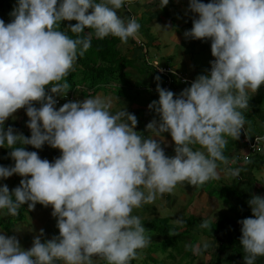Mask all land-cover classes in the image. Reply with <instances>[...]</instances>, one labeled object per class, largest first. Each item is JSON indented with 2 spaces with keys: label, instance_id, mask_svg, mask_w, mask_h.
Masks as SVG:
<instances>
[{
  "label": "clouds",
  "instance_id": "clouds-1",
  "mask_svg": "<svg viewBox=\"0 0 264 264\" xmlns=\"http://www.w3.org/2000/svg\"><path fill=\"white\" fill-rule=\"evenodd\" d=\"M134 3L16 0L3 13L10 22L0 19V147L10 149L14 166H0V179L14 174L22 179L11 191L0 185V210L16 216L25 204L29 210L36 204L51 206L59 234L42 242L41 229L25 250L15 235L0 233V264H131L152 240L134 209L173 193L178 184L218 180L220 165L226 174L239 176V168L228 167L224 151L226 137L236 141L244 129L249 93L264 85V0H189V11L198 18L184 35L210 40L214 60L210 71L194 81L169 66L188 79L175 83L191 85L176 95L157 84L159 99L148 108L159 120L146 125L147 136L135 130L138 120L125 107L112 113L110 98L69 101L56 109L54 97L66 96V78L75 71L78 56L91 47L92 32L81 34L91 29L98 39L113 36L126 44L141 25L130 13L125 22L118 10L129 12ZM168 3L160 0L159 8ZM64 21L76 22L66 27L75 39L58 30ZM19 109L28 117L30 137L5 128ZM164 133L174 143L172 157L161 146ZM45 144L60 151L53 162L24 147L41 149ZM244 144L257 153L264 138L255 152ZM247 203L252 215L238 222L239 243L244 264H256L264 257V197L253 195ZM174 223L185 226L180 218ZM177 234L173 230L170 236ZM213 239L219 247L220 241ZM208 247L204 242L195 251Z\"/></svg>",
  "mask_w": 264,
  "mask_h": 264
},
{
  "label": "crops",
  "instance_id": "crops-1",
  "mask_svg": "<svg viewBox=\"0 0 264 264\" xmlns=\"http://www.w3.org/2000/svg\"><path fill=\"white\" fill-rule=\"evenodd\" d=\"M97 2H100V0H97ZM159 3L160 0H135V3L128 7L129 12H125L123 8L118 10V14L124 19L127 18L126 13L135 16V19L141 25L139 32L146 31V39L137 35L135 38L130 37L126 44L117 41L114 46L115 53L118 55L116 58L112 55L108 56L99 43H92L96 40L111 41L112 36L98 39L91 29H88L87 32L81 34V36H86L89 32H92V47L90 48L93 49L92 54L96 59V63L106 70L104 73L105 80L102 85L100 84V81H93L92 84L84 75L85 73L83 72L82 67L77 64L79 63L77 60L75 71L71 72L74 74V83L69 84V81H71L68 79L69 76L66 78L67 83L70 86L69 91L64 97H54L57 101L55 106L60 107L69 101H82L83 99L96 96L105 99L110 98L113 102L111 108L112 113L114 114L125 107L126 111L134 114L138 120L135 130L142 133L144 136H147L149 133L145 131L146 125L153 120H159L158 115L154 111L149 110L148 105L152 101L159 99L158 92L156 91L157 84L162 88H164V84L163 78L160 74L156 73L154 67L149 69L146 68L144 59L148 58L152 64L156 63L158 66L166 65L177 71L185 72L188 77L194 81L197 76L207 74L209 70H204L203 68L199 70V65H195L196 62L195 64L193 63L194 65H191L193 57L192 53H194L195 49H199L205 53L206 50L209 49V54H211V43H201L199 40L189 38V43L187 44L185 41V45H191V50L186 48L182 49V59L176 60L177 57L174 56L173 50H179L180 46L178 44L182 45L184 41L179 40L175 36L174 32L176 31H174L173 23H178V28L175 27V29H185L188 31L192 27V20L198 17L195 16L192 18V15L189 14L184 22H182L181 19L179 20L181 23L176 20L178 14L181 13L178 9H182V13H188L189 0H182V2L181 0H169V3L163 8H159ZM171 29L174 32L171 33ZM152 32L155 33L156 36L150 41L148 38ZM164 37L169 43L163 39ZM138 42L144 43L145 47L140 48ZM149 43H151L154 48L151 54L149 53L150 51L148 48ZM172 45H176V47L172 48ZM162 51H164L163 55L161 54ZM102 54H106L108 58L106 61H110L113 64L108 65L104 63L106 61H102ZM124 58L131 63L122 66L121 69L123 70V73L117 76L111 73L113 66L119 65L117 64L118 61ZM158 59L160 61H158ZM189 66L191 68H189ZM156 77H159V80H157ZM190 85H180L176 83L166 90H170L176 95H179L184 88L189 87ZM249 95V111L242 110L246 118L244 129H241L240 137L236 141L231 137H226V139H228V145L224 151V155L230 160L228 167L232 169L239 168V176L232 177L231 175L226 174L225 166L220 165V178L218 180H210L199 186H193L187 182L178 184L173 193H166L162 197L158 196L155 202L144 204L141 208L133 210V215L141 217L143 226L149 225L156 220L160 221L166 219L169 226H171L178 234H183L186 231V222L191 220L192 232H196L200 223L203 221L205 222L207 220L206 217L210 218L209 214L216 208V203L213 201L216 200V194H219L228 201L227 211L225 212L226 217L224 220H230L232 221V224L234 223V236L236 241H239L241 236V225L236 224V222L240 219V210L235 202L230 206L231 202L235 200L237 195H241L246 200H249L253 195L264 197V146L257 153H251L243 142L244 133L249 138L264 135V85H262L254 95L251 93H249ZM34 106L38 108L40 105L34 103ZM14 114L20 116L19 121H13L9 118L5 121V126L11 122H15L19 126L18 133L30 137V129L26 126L28 121L27 116L22 115L21 109L17 110ZM163 136L164 143L161 146L164 148L165 154L172 157L175 155L174 143L168 133H164ZM24 147L28 151L38 152L41 159H47L49 162H53L60 156V151L58 149L51 148L47 144L41 149L32 148L30 145H25ZM195 147L199 148V145H196ZM200 150L203 151V149ZM232 160H235L236 162L233 164L231 163ZM21 179L22 177L16 174L7 178V182L11 181V187H9V190L11 191L13 188L19 186ZM2 180L4 179H0V185H3ZM235 187H237V191L235 192L236 196H227L226 194L229 192L228 189H233ZM6 211L7 210H0V233L8 236L15 235L19 240L21 247L25 250L32 246L33 237L38 234L41 229L44 230L42 242L43 240L51 239L53 236H58L59 234L56 227V218L51 215V206L44 207L40 204H36L33 210H29L25 204L18 209V214L16 216L7 215ZM230 212L233 213V216L231 217L228 216V213ZM251 215V209L249 207L245 217L248 218ZM179 218L185 222L183 228L174 223V221ZM243 219H245L244 216ZM197 221H200V223L197 224ZM209 222L211 223L213 221L209 220ZM6 223L9 224L7 229L5 228ZM146 235L151 237V243L147 248L141 250L139 253V259L131 261V264H148L150 262V256L154 255L153 253H150V250L152 251L153 248L159 246L163 239L159 237L160 235L158 233L154 232L147 231ZM200 235L202 236V239L199 243H197V238L194 240L192 237V244L194 242L193 249L198 247L203 249L202 242L204 243V241L208 243L209 247L199 253H192V255L189 256L190 260L194 257L192 264H203V262H196V260L203 256L201 253H207V259H211L212 254L214 257L220 256L221 258L232 255V253L229 254L225 250L219 251L217 242L213 239L216 238L215 234L212 236H205L202 232ZM185 245L187 247L191 245V240ZM148 254L150 256H148ZM180 256V254L175 255L174 264H178L177 259H180ZM222 261L223 263L221 264H244V261L241 262L240 260H237L236 262L232 261L230 263H228V261L225 262V260ZM257 262V264H264V257L258 258ZM166 263L167 262L164 264ZM95 264H106V262L103 260H96Z\"/></svg>",
  "mask_w": 264,
  "mask_h": 264
},
{
  "label": "trees",
  "instance_id": "trees-1",
  "mask_svg": "<svg viewBox=\"0 0 264 264\" xmlns=\"http://www.w3.org/2000/svg\"><path fill=\"white\" fill-rule=\"evenodd\" d=\"M12 1L16 2V0H0V19H2L6 24L10 22V17H7L3 13L6 12L8 9H10V6H11L10 2H12ZM75 23H76L75 21L61 22V26L58 30L64 31L67 35H69L70 38L75 39L76 38L75 34L71 33V31L68 28H66L68 25L75 24ZM111 39H112L111 41L96 40V41H93L92 43L93 44L99 43L101 48L103 49V51H105L108 56L112 55V56H115V58H116V57H118V55H117V53H115L114 46L116 45L117 41H120V39L117 37H113V36L111 37ZM91 47H92V45H91ZM92 52H93V49L89 48V50L82 57L78 56L77 60L79 63H77V64L82 67L83 72L85 73L84 75L87 77V79H89L91 81V83L93 81H100V84L102 85L103 81L105 80L104 79L105 78L104 73L106 70H105V68H103L102 66L100 67L96 63V59L93 57ZM101 58H102V61H106V59H108L106 54H102ZM104 63H106L108 65L113 64L110 61L109 62L106 61ZM128 63L130 64L131 62L128 61L126 58L118 61L117 64H119V65H114L112 70H111V73H113L116 76L119 74H122L123 73V70L121 69L122 66L127 65ZM146 68L149 69L152 67L146 66ZM160 76L163 78V80H165L164 76H162V75H160ZM68 79L71 80V81H69V84L74 83V80H73L74 74L70 73ZM174 83L175 82H173V84L171 86L176 84V83L175 84ZM21 112H22V115L27 116L24 109H21ZM9 126H11L16 132H18L19 126L15 122H13V123L11 122V123L7 124L5 126V128H7ZM17 146H19V145H17ZM9 152H10V149H8L6 145H5V147H0V165H3L5 167L14 166V161L9 156ZM228 190H229V192H228V194H226L227 196H229V197L236 196L235 192L237 191V187H235L233 189L229 188ZM233 201L235 202L238 209L241 211V212L239 211V216H240L239 221H240L243 219V216L246 214L247 208L249 207V205L247 203L248 200L244 199L241 195H237L235 200H233ZM158 221L159 220H156L155 222H152L151 224L146 225L144 227L146 229V232L147 231L154 232V233H158L159 235L162 236L161 238H163V239H162L159 247L162 246V248L167 249L176 242L175 240H178V239L184 237V235L186 234V232H184L183 234H177L175 236H170V233L174 229L171 226H169L168 221L166 219L160 220L159 222ZM239 221H237L236 224H239L238 223ZM186 225H187L186 228L191 227L192 226L191 220L186 222ZM209 226H210V224H208V227ZM8 227H9V224L6 223L5 228L7 229ZM211 227H212V229L210 230L209 236L210 235L212 236L215 234L216 239L218 241H220L221 244L218 247L219 251H223L226 249L225 251H227L229 254L232 253V255H228L224 258H221L220 256L214 257V255H212V258L209 259V262L206 264H221V263H223L222 260H225V262L228 261V263H230L232 261L236 262L237 260H240L241 262H243L245 253L243 252V249H242L239 241L237 242L236 238L234 236V231H233L235 228L234 223L232 224V221H230V220H224V221H220V222H216V223L211 224ZM205 235H207V234H205ZM193 247H194V242L192 244V240H191V245L188 246V253H187L188 257L192 255ZM177 250H178V248H176V251ZM156 252H157L156 248H153L152 251L150 250V253H156ZM148 256H149V254H148ZM150 259L154 260L151 257H150ZM167 259L172 261L171 263L174 264L175 263L174 262L175 261L174 253L170 252ZM193 259H194V257L192 258V260ZM192 260H189V261H191V264H192ZM257 263L258 262L256 261V264ZM166 264H170V263L168 262ZM178 264H182V262L179 261Z\"/></svg>",
  "mask_w": 264,
  "mask_h": 264
},
{
  "label": "rangeland",
  "instance_id": "rangeland-1",
  "mask_svg": "<svg viewBox=\"0 0 264 264\" xmlns=\"http://www.w3.org/2000/svg\"><path fill=\"white\" fill-rule=\"evenodd\" d=\"M181 2H182V0H181ZM201 2H203V3H208V2H210V0H201ZM178 3H179V1H178ZM12 5H16V4H14V3H12ZM15 6H13L12 7V9L14 8ZM178 11H180L181 13L180 14H178V17H176V20L179 22V23H181L179 20L181 19L182 20V22H184V20L187 18V16L189 15V14H191L192 15V18L193 17H195V16H197L196 14H194V13H192L191 11H187L188 13H182V9H178ZM7 14H9V13H7ZM127 18H128V15H127ZM127 18L126 19H124L125 20V22H127ZM189 18V17H188ZM190 22H191V19H190ZM173 27H174V31H176V32H174L172 29L170 30V32L172 33V32H174V34H175V36L179 39V40H182V41H184V43H182V45H180V44H178L180 47H179V50H173V53H174V56L175 57H177L176 58V60H181L182 59V49H184V48H186V49H189V50H191V45H185V41H186V43L188 44L189 42H188V39L189 38H186L185 37V35H184V33L186 32V30L185 29H180V30H177V29H175V27L176 28H178L177 27V25H178V23H173ZM180 28H183V27H180ZM87 30L88 29H86L85 30V32H87ZM188 30V29H187ZM189 31V30H188ZM145 32L146 31H144V32H138V36L139 37H144L145 39H146V36H145ZM142 33V34H141ZM155 33H153L152 32V34L149 36V40L151 41L152 40V38H155ZM164 40H165V37L163 38ZM177 39V40H178ZM178 40V41H179ZM165 41H167V43H169L168 42V40H165ZM199 42H201V43H211V41L210 40H199ZM149 46H148V48H149V53L151 54L152 53V51L154 50V48H153V46L151 45V43H149L148 44ZM172 48H175L176 47V45H172L171 46ZM163 53H164V51H162L161 52V54L163 55ZM174 56H172V57H174ZM192 64L191 65H194L195 64V62H196V66L197 65H199V70L200 69H204V70H209L210 71V68H211V65H210V61L211 60H214V57H212V55L211 54H209V49H207L206 50V53L205 52H203V51H201V50H199V49H195L194 50V53H192ZM158 61H160L159 59H158ZM194 63V64H193ZM102 64V63H101ZM104 64V63H103ZM189 68H191L190 66H189ZM58 97V96H57ZM56 98V97H55ZM54 98V99H55ZM56 107V109L58 110L59 109V107L58 106H55ZM14 117H15V119H13L12 117H10L13 121H19V118H20V116H17V115H13ZM2 183L3 184H6L7 186H8V188L9 187H11V181L10 182H7V180L6 179H4V180H2ZM216 200L215 201H213V202H215L216 203V208L215 209H213L212 211H211V213L209 214V216H210V218H208V217H206V221H208L207 223L208 224H210V226L208 227V228H203V227H201V224H202V222L200 223V221H197L196 223L197 224H199L200 223V226H198L197 227V231L195 232V231H193L192 232V226L191 227H188L187 229H186V234L184 235V237H182V238H180V239H178V240H175L174 242V244L173 245H171L169 248H167V249H165V248H162V246L161 247H159L160 246V244H159V246H157V247H155L156 248V250L158 251V252H156V253H153L154 255L153 256H150L151 258H153L154 260H149L150 262L148 263V264H159V263H165V262H169L170 264H172L171 262L172 261H170V260H168L167 258H168V256H169V254H170V252H172V253H174V255H177V254H180L181 256L179 257L180 259H177V262L179 263V261H181L182 262V264H191V261H189L190 260V258L187 256V253H188V247L185 245L187 242H189L190 240H192V237H193V239L195 240L196 238H197V243H199L200 241H201V235H200V233H205V234H207V235H209V233H210V230L212 229V227H211V224H213V223H216V222H218V221H223L224 220V218L226 217V215H225V212L227 211V205H228V201H226V199L225 198H223V196H220L219 194H216ZM225 199V200H224ZM234 204V201L233 202H231V204H230V206H232ZM228 216L229 217H231V216H233V213H228ZM209 220H212L213 222H209ZM204 222V221H203ZM205 242V241H204ZM202 244H203V242H202ZM176 248H178V250L176 251ZM195 249L196 248H194L193 249V251H192V253H194V254H196L197 252L195 251ZM203 256L202 257H200L198 260H196V262L198 261V262H203L204 264H206V263H208L209 262V258L207 259V253L206 254H203V253H201ZM211 258V257H210Z\"/></svg>",
  "mask_w": 264,
  "mask_h": 264
},
{
  "label": "built area",
  "instance_id": "built-area-1",
  "mask_svg": "<svg viewBox=\"0 0 264 264\" xmlns=\"http://www.w3.org/2000/svg\"><path fill=\"white\" fill-rule=\"evenodd\" d=\"M139 46L144 47L143 43L139 42ZM144 62L147 66H152L156 69V72L165 77L164 87L167 89L169 88L173 82L176 80L179 81L181 84L188 83V79L186 78L185 74L180 72H175L172 68L167 66H158L156 63H151L148 58L144 59ZM264 137H256L253 140H249L247 137L244 138V142L248 145V148L255 152L258 150L260 142Z\"/></svg>",
  "mask_w": 264,
  "mask_h": 264
}]
</instances>
